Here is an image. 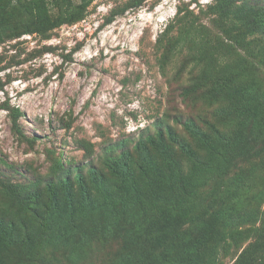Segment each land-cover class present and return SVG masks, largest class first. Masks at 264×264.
<instances>
[{
  "label": "trees",
  "instance_id": "obj_1",
  "mask_svg": "<svg viewBox=\"0 0 264 264\" xmlns=\"http://www.w3.org/2000/svg\"><path fill=\"white\" fill-rule=\"evenodd\" d=\"M91 1L0 0V44L21 34L47 37L62 24L82 19ZM248 3L218 0L209 6L208 12L225 23H218L214 35L203 34L185 14L174 39L163 42L168 28L157 39L163 46L158 58L162 70L177 52L189 51L180 70L190 63L191 71L199 72L182 96L193 95L192 101L206 105L204 126L184 117L191 143L182 142L179 153L174 147L168 150L173 145L161 129L139 135L130 149L124 145L127 139L107 143L101 165H91L88 177L81 165L53 153L43 184L0 176V264H45L55 253L67 264H77L83 250L111 235L124 243L114 264H211V253L221 243L237 245L254 235L251 226L226 231L234 223L227 221L228 204L249 174L226 178L228 154H249L256 139L264 141V3L257 8ZM22 114L13 109V119ZM16 130L23 135L17 124ZM167 135L177 142L172 130ZM27 140L34 143L36 137ZM90 147L85 145L88 153ZM207 185L210 201L201 198ZM253 197L257 202L259 195ZM248 253L246 248L235 264H249ZM258 264H264V257Z\"/></svg>",
  "mask_w": 264,
  "mask_h": 264
},
{
  "label": "rangeland",
  "instance_id": "obj_2",
  "mask_svg": "<svg viewBox=\"0 0 264 264\" xmlns=\"http://www.w3.org/2000/svg\"><path fill=\"white\" fill-rule=\"evenodd\" d=\"M129 1L92 0L82 19L62 24L47 37L21 34L0 44L1 178L43 184L51 173L49 153L81 165L87 176L91 165H101L107 143L127 139L124 145L130 149L139 135H154L161 129L173 145L168 150L174 147L179 153L182 142L191 143L183 120L189 116L204 126L206 105L192 101L193 95L189 99L182 96L198 67L193 72L186 63L180 70V64L189 59V51L182 49L162 70L158 58L163 46L157 45V39L167 28L163 42L174 39L178 20L186 17H193L203 34L218 33L221 20L217 13L208 12L218 0H140L135 7L127 6ZM231 1L241 5L248 0ZM262 3L249 0L248 4L257 8ZM16 107L23 114L13 119ZM169 129L177 135V142L169 140ZM33 137L34 143L27 140ZM80 139L83 143L79 144ZM249 148V154L246 150L228 154L226 178L249 174L228 204L227 221L234 223L226 231L249 226L256 230L237 245L221 243L211 253V264H235L246 248L250 249L249 264H258L264 257V141L256 139ZM119 151L120 147L115 153ZM205 189L201 198L210 201L211 186ZM120 238L111 235L104 244H91L77 264H114L116 252L124 245ZM54 256L45 264H67L60 254Z\"/></svg>",
  "mask_w": 264,
  "mask_h": 264
}]
</instances>
